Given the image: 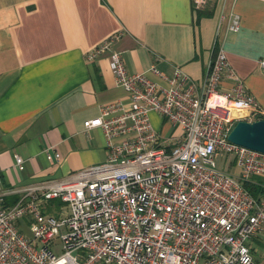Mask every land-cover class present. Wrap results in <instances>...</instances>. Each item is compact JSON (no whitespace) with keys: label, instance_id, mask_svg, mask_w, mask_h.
I'll use <instances>...</instances> for the list:
<instances>
[{"label":"built area","instance_id":"built-area-1","mask_svg":"<svg viewBox=\"0 0 264 264\" xmlns=\"http://www.w3.org/2000/svg\"><path fill=\"white\" fill-rule=\"evenodd\" d=\"M192 1L199 9L208 0ZM240 24L233 11L229 28ZM119 36L87 51L88 59L110 51L111 69L128 93L127 104L110 101L83 121L86 130L103 129L107 159L11 186L19 192L12 203L0 193V264H264L250 244L264 226V196L245 185L264 175V151L228 137L237 120L264 115L258 99L217 42L202 79L181 66L165 74L152 64L163 83L128 69L113 47ZM259 63L264 70V58ZM225 79L230 86H223ZM152 112L180 132L162 135ZM51 147L42 149L45 157L59 159ZM228 155L238 172L219 166L218 157L227 162ZM14 161L23 168L18 153ZM56 198L67 205L59 215L41 210ZM55 235L60 254L50 248Z\"/></svg>","mask_w":264,"mask_h":264},{"label":"crops","instance_id":"crops-1","mask_svg":"<svg viewBox=\"0 0 264 264\" xmlns=\"http://www.w3.org/2000/svg\"><path fill=\"white\" fill-rule=\"evenodd\" d=\"M233 11L241 17L237 31L229 28ZM113 33H120L113 47L128 69L163 83L149 70L152 64L165 74L181 66L202 79L217 42L264 109V0H208L199 9L192 0H0V193L7 203L19 197L11 186L60 178L107 159L103 129L86 130L83 121L100 115L105 103H128L110 51L87 58ZM231 83L225 79L223 86ZM151 117L162 135L180 132L157 112ZM49 145L59 159L45 157ZM15 153L23 168L15 165ZM247 183L264 196V175ZM250 244L264 263V226Z\"/></svg>","mask_w":264,"mask_h":264},{"label":"water","instance_id":"water-1","mask_svg":"<svg viewBox=\"0 0 264 264\" xmlns=\"http://www.w3.org/2000/svg\"><path fill=\"white\" fill-rule=\"evenodd\" d=\"M228 137L234 142L264 151V118L237 120Z\"/></svg>","mask_w":264,"mask_h":264},{"label":"rangeland","instance_id":"rangeland-1","mask_svg":"<svg viewBox=\"0 0 264 264\" xmlns=\"http://www.w3.org/2000/svg\"><path fill=\"white\" fill-rule=\"evenodd\" d=\"M164 123L169 125V122L167 120H164ZM179 128V127H176ZM229 159H230V155L227 156L226 161L224 159H221V157H218V161H219V166L223 169H227L230 168L231 170L236 169V167L233 165L229 167ZM61 208H67V205L65 204V202L61 201L59 198H56L54 200H50L49 204L45 207H42L41 210L45 213H52L54 215H59V211L61 210ZM38 244H40L38 242ZM50 248L52 249V251L55 254H60L63 249H62V243H61V239L58 235L53 236V239L50 243ZM261 255V252H259L257 254L256 259L259 261L258 257Z\"/></svg>","mask_w":264,"mask_h":264},{"label":"trees","instance_id":"trees-1","mask_svg":"<svg viewBox=\"0 0 264 264\" xmlns=\"http://www.w3.org/2000/svg\"><path fill=\"white\" fill-rule=\"evenodd\" d=\"M260 118H264L263 115L259 116L258 119ZM245 185L249 188V190L254 194V190L252 188H250L249 184L247 182H245Z\"/></svg>","mask_w":264,"mask_h":264}]
</instances>
